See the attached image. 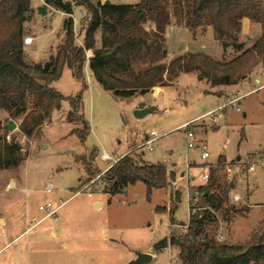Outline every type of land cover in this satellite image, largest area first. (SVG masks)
<instances>
[{"label":"rangeland","instance_id":"374dc122","mask_svg":"<svg viewBox=\"0 0 264 264\" xmlns=\"http://www.w3.org/2000/svg\"><path fill=\"white\" fill-rule=\"evenodd\" d=\"M107 1L112 4L138 2ZM72 10L75 36L83 37L86 9L74 5ZM62 20L60 12L52 11L28 24L33 45L24 47L25 61H48L50 47V53L54 54L55 47L60 44ZM246 21L241 25L238 38L245 48H249L261 35V27L250 20ZM170 25L185 29L183 25L178 26L173 18ZM152 27L153 24L147 23L146 29ZM207 28L199 27L192 38L196 41L205 38ZM187 32L191 34L185 29V37L188 36ZM173 38H170L171 45L175 41ZM97 39L99 35L95 36V42ZM205 39L204 43L209 47L211 39L207 36ZM98 47L96 42L95 48ZM236 54L229 49L225 56L208 55L216 59L224 56L225 60H231ZM86 55L89 56L86 58H90L91 51H87ZM169 60L168 57L165 62ZM84 76V90L68 68H64L61 78L51 84L66 98L81 93L80 114L90 126V132L83 142L71 133L72 129L83 130V126L66 122L70 109L66 101L62 102L60 111L54 112L51 120L39 126L31 137L20 131L21 118L13 120L7 114H0V139L20 145L22 155L19 166L0 168V264H129L139 252L152 250L154 244L170 232L185 231L188 224L187 191L190 198L195 200L193 212L197 211L200 204L198 187L206 183L201 178L205 167L209 174L211 170L216 172L219 185L229 180L234 182L235 190L229 194L230 203L237 209H248V213L236 216L233 223L221 221L216 234L221 233L222 242L227 244L246 242L264 217V206L261 205L264 204V91L254 90L244 97L237 103L239 111L229 106L219 110L213 122L206 118V122L218 127L216 131L208 130L212 129V125L205 122L197 123L193 129L195 139L200 143L196 141L195 147L187 150L184 131L178 126L224 101V98L206 94L210 86L205 81H199L192 73L184 74L174 87L163 89L151 97L135 95L129 99H116L111 92L100 87L87 70H84ZM252 86L257 85L236 87L234 91L243 94ZM143 102H152L155 108L136 118L133 107ZM9 121L15 123V130L4 128ZM152 131L159 136L152 143V150L138 149L136 145L144 142V136ZM203 131L206 133L203 134ZM134 146L136 148L130 151L134 156L139 157L143 153V162L162 164L166 172L173 169L176 171L173 172L174 181H183L177 187L170 185L154 189L149 198L141 182L129 186L124 194L112 198L105 195L102 177L112 161L102 160L100 155L105 152L113 160ZM203 149L210 156L207 160H201ZM94 150L97 155L90 166L97 168L99 173L89 177L86 173L88 157ZM220 154L227 158L226 161L224 156L221 157L223 164L237 168L233 169L232 175L228 176L223 167L218 166L219 160H216ZM237 156H240L238 160ZM187 162L189 168L186 170ZM253 164L255 172L251 174L248 168ZM180 173L182 176L178 177ZM47 182L54 185L57 199L67 201L55 223L44 221L25 234L33 224L32 218L38 220L42 216L38 205L47 198L43 190ZM176 191H179L178 201L170 216V197ZM76 192L79 194L74 195ZM234 196H239L237 201L233 200ZM97 200L101 202V208ZM95 201L97 205L93 206ZM255 205L258 207L255 208ZM216 215L221 220V214ZM54 228L57 229L55 238L51 233ZM63 242L69 246L66 250ZM49 245L52 248H47ZM55 246L58 250L51 253ZM169 249L167 252H156V259L147 264H180L176 249H171L172 253Z\"/></svg>","mask_w":264,"mask_h":264},{"label":"trees","instance_id":"16d2710c","mask_svg":"<svg viewBox=\"0 0 264 264\" xmlns=\"http://www.w3.org/2000/svg\"><path fill=\"white\" fill-rule=\"evenodd\" d=\"M47 5L66 13L61 45L45 63L28 64L23 58V24L30 20V0H0V110L11 119L21 118L20 131L31 137L44 122L50 121L61 103H69L67 123H78L83 130L71 131L83 142L90 132L88 121L80 114L81 93L64 97L51 84L68 68L71 76L86 88L84 66L96 83L116 99H129L148 94L151 88L168 87L184 73L196 74L210 87L232 86L251 75L264 64V3L261 0H138L132 4L101 3L99 0H46ZM95 3V4H93ZM83 6L86 17L82 27V46L75 43L72 7ZM174 19L178 26L191 32L201 27L212 28L222 55L231 49L237 52L231 60L216 59L206 53L186 52L167 60L166 27ZM242 20L260 25L261 35L245 48L239 41ZM153 24L146 29L147 23ZM99 35L96 49L95 36ZM91 57L86 58V52ZM2 126L0 123V132ZM97 151L88 157L87 175L99 173L92 169ZM22 162L21 147L0 139V168L17 167ZM221 157L218 166L223 167ZM198 187L200 204L189 214L184 232H170L155 244L154 250L174 247L181 264H264V219L244 243L217 242L219 223L230 224L248 209H237L229 194L234 182L218 184L215 171ZM174 174H167L162 164L143 162L132 152L120 157L103 173L104 193L110 198L124 194L128 186L141 182L147 198L154 189L167 188ZM174 195V196H173ZM171 196L169 215L172 216L178 194ZM195 208L194 206L192 209ZM216 213L221 214V220ZM172 221V218L171 220ZM173 223V221H172Z\"/></svg>","mask_w":264,"mask_h":264},{"label":"crops","instance_id":"0c3cea01","mask_svg":"<svg viewBox=\"0 0 264 264\" xmlns=\"http://www.w3.org/2000/svg\"><path fill=\"white\" fill-rule=\"evenodd\" d=\"M101 3H103V2H106L107 0H99ZM263 3H264V0H261ZM108 2V1H107ZM39 6H42V7H44L45 8V10H47V14L46 15H48L49 14V12H60V11H58V10H55L52 6H50V5H47V4H45V0H30V7H29V9H30V11H31V13H30V20L29 21H27V22H25L24 24H23V28H24V38H31V43L30 44H24V46H23V53H24V47L25 46H30V45H33V38H32V36L29 34V28H28V24H30L33 20H36V17H39L40 15L37 13V11H36V8L37 7H39ZM60 14L62 15V18H63V20H62V23H63V21H65L68 17H69V15H67L66 13L64 14V13H62V12H60ZM73 15V14H72ZM72 15H71V17H72ZM243 22H242V25L243 24H245V22H247L246 20H242ZM186 29V28H185ZM184 28L182 29V28H179V27H172L171 25H169V26H167L166 27V30H165V34H164V37H165V40H166V42H167V57H169V59H172L174 56H179V55H183V53H186V52H194V53H200V52H203V53H206V54H212V55H214L215 57H217V56H219V54H222V50H221V48H220V46H219V44L216 42L215 43V40L214 41H212V38H213V31H212V28H207L206 29V35H205V38H206V36L209 38V39H211V42H209L208 44L210 45L209 47L208 46H206L205 45V43H204V40H206L205 38H199L200 40H195V39H193L192 38V35L190 34V33H188L187 32V37H185V34H184V30H185ZM187 30V29H186ZM74 32L76 33V31H75V29H74ZM172 37H174L173 39L175 40L174 41V44L173 45H171V40H170V38H172ZM82 39H83V37L80 35V36H78L77 34H76V36H75V43H76V45L77 46H82L83 45V43H82ZM61 40H62V36H61V38H60V41H59V43L60 44H58L55 48H57L59 45H61L62 43H61ZM98 40V39H97ZM96 40V42H97V44L99 45V40L97 41ZM207 47V48H206ZM51 48L52 47H50V49H49V55H48V58L50 57V50H51ZM54 48V49H55ZM87 57H89L88 55H86ZM25 61V60H24ZM27 62V61H26ZM28 64H33V63H36V62H32V61H29V62H27ZM86 68H88V63H86V65L84 66V70H87V72H89V74H90V71H89V69H86ZM70 71V70H69ZM71 73V72H70ZM184 74H187V73H184ZM184 74H181L178 78H180L181 76H183ZM191 74V73H190ZM194 76H196L197 78H198V80L199 81H205V80H203L201 77H198L196 74H193ZM178 78H177V80H178ZM177 80L175 81V83L173 84V85H169L168 87H174L175 85H176V83H177ZM56 82V81H55ZM54 83V82H53ZM207 84V83H206ZM252 84H256L257 86H252V88H251V90H249L248 92H245V93H243V94H238L239 92L238 91H234L235 89L234 88H236V87H241V86H246V87H251V85ZM168 87H162V88H160V87H154V88H151V90H150V92L148 93V94H145V95H138V96H153V95H155V94H157V93H159V92H162L163 91V89H167ZM254 90H262V91H264V64H259V65H257L254 69H253V72L251 73V75H249V76H247L246 78H244L242 81H240V82H238L237 84H234V85H232V86H218V87H210V89L209 90H206V94L208 93V94H211V96H214L215 98H218V99H222V98H224V101L222 102V103H220V104H218V105H216V107L215 108H213V109H211V110H209V111H212V110H214V109H216V108H218V106H220L221 104H223L225 101H226V99L227 98H229V97H235L236 95H244V94H248V93H250V92H252V91H254ZM251 94V93H250ZM250 94H248V95H250ZM248 95H246V96H248ZM246 96H244V97H246ZM137 97V96H136ZM243 97V98H244ZM242 98V99H243ZM242 99H240V101L242 100ZM239 101V102H240ZM62 104V103H61ZM143 104H144V107H146V108H151V107H153V108H155L154 107V105H153V103L152 102H148V103H144L143 102ZM61 108V107H60ZM134 108V110H136L137 109V107H136V105H135V107H133ZM60 111V110H59ZM209 111H207V112H209ZM219 111V110H218ZM54 112H56V111H54ZM53 112V113H54ZM69 112V111H68ZM135 112V111H134ZM1 113H4V114H7L8 115V113L7 112H4L3 110H0V114ZM206 113V112H205ZM205 113H203V114H205ZM217 113V112H216ZM216 113H214V116L212 117V118H209V119H211L210 121H214L215 120V114ZM202 114V115H203ZM53 115V114H52ZM202 115H200L199 117H201ZM9 116V115H8ZM67 116V115H66ZM196 118H198V117H196ZM196 118H194V119H196ZM193 120V119H192ZM202 122H205L206 124H208L209 126H211L212 125V123H211V125H210V123H208V122H206V118H204L202 121H200V122H198V123H202ZM72 124H74V123H72ZM185 123H183L182 125H184ZM182 125H180V126H178V127H181ZM216 125H212L211 126V128L212 129H210V128H208V130H214V131H216L217 129H218V127H215ZM73 130V129H72ZM206 131H207V129H206ZM206 131H203V134L204 133H206ZM195 133V132H194ZM146 137V135L144 136V138ZM196 138V137H195ZM196 141H197V139H196ZM198 143H200L199 141H197ZM143 143V142H142ZM141 143V144H142ZM141 144H138V145H136V146H139V145H141ZM202 144V143H201ZM200 145V144H199ZM134 148H136L135 146L134 147H132V148H129V149H127L126 151H124L123 153H121L119 156H117V157H115V159L116 160H119L120 159V157H122V156H124V155H126V154H128L132 149H134ZM143 155V153H141L140 154V158H141V156ZM222 156H224L225 157V159H226V161H227V158H226V156L225 155H222V154H220V156L218 157V159L216 160V161H218L219 159H220V157H222ZM240 158V156H237L236 157V159L238 160ZM115 159H113V160H111L112 161V163H113V161L115 160ZM142 159V158H141ZM235 159V160H236ZM143 161V160H142ZM215 161V162H216ZM111 163V164H112ZM110 164V165H111ZM109 165V166H110ZM109 166L107 167V165H106V167L107 168H109ZM106 167L104 168V170L106 169ZM173 172H176L175 170H173V169H170V171H168L167 172V174H170V173H173ZM174 174V173H173ZM181 177L182 176V173H180L179 175H178V177ZM183 181V179L181 180V181H177V179L174 181V178H173V180H170V185L171 186H176L177 187V185L179 184V183H181ZM169 185V186H170ZM129 187V186H128ZM127 187V188H128ZM126 188V189H127ZM126 189H125V192H127L126 191ZM179 191H176L175 193H178ZM172 193V192H171ZM105 194V193H104ZM105 195H107V194H105ZM250 196V195H249ZM248 198V197H247ZM170 199H171V197H170ZM97 202H98V204L100 205V208H101V202L100 201H98L97 200ZM246 203H247V201H246ZM95 205H97L96 204V201L95 202H93V206H95ZM258 205H260V204H258ZM258 205H255V208H257L258 207ZM262 206H264V204H261ZM264 210V209H263ZM251 211H252V209H251ZM248 213V212H247ZM264 219V217L261 219V220H263ZM234 220V219H233ZM233 220L231 221L232 223H233ZM261 220H260V222H261ZM260 222L258 223V225L260 224ZM258 225L255 227V228H257L258 227ZM60 228V227H59ZM64 227H62L61 229H60V231H62V229H63ZM255 230V229H254ZM253 230V231H254ZM51 233L54 235V238H55V236H57V229L56 228H54V229H52V231H51ZM168 236V235H167ZM167 236H165V237H167ZM164 237V238H165ZM160 240H162V239H160ZM160 240H158L156 243H158ZM64 243V242H63ZM155 243V244H156ZM155 244H154V246H155ZM234 244V243H233ZM64 245L66 246L65 247V249L64 250H66L67 248H69V246H68V244L67 243H64ZM154 246L152 247V250L151 249H148V250H146L144 253H148V254H150L152 257H153V259H152V261L154 260V259H156V252H161V251H166L167 252V248H170L169 249V252H171L172 253V251H171V249H173L174 247H167V248H165V249H159V250H157V251H155L154 250ZM50 247V245L49 246H47V248H49ZM50 248H52V247H50ZM174 249H176V248H174ZM54 250V251H53ZM52 251H51V253H53V252H56L57 250H58V248H56V246H55V248L53 249ZM50 251V250H49ZM176 253H177V250L175 251ZM135 259H136V257H135ZM178 259V258H177ZM19 260V259H18ZM42 260H44V258L42 259ZM151 261V262H152ZM178 261H179V259H178ZM180 262V261H179ZM46 264V263H45ZM181 264V263H180Z\"/></svg>","mask_w":264,"mask_h":264},{"label":"built area","instance_id":"2783aa9c","mask_svg":"<svg viewBox=\"0 0 264 264\" xmlns=\"http://www.w3.org/2000/svg\"><path fill=\"white\" fill-rule=\"evenodd\" d=\"M24 44H30L31 43V38H24L23 40ZM251 93V92H250ZM248 93V94H250ZM248 94H244V95H236L235 97H229L226 99V101L221 104L220 106H218V108L206 112L205 114H203L201 117H198L196 119L190 120L185 122L184 125L181 126V129L184 131V140L186 141V149H192L195 147L196 145V139H195V133H194V129L193 127L200 121H202L204 118H212L214 116V113L218 112V110H223L226 107L232 106L234 109L236 108L237 111H239V107L237 105V103L240 101V99H242L244 96L248 95ZM159 136H157L154 131L150 132L149 135H146L144 142L137 146L138 149H142V148H146L147 151H151L152 150V143H154ZM130 153V152H129ZM201 160H207L210 156L208 154V152L203 149L201 154ZM100 159L108 161V160H112L110 159V157L103 152L100 155ZM120 160V159H119ZM119 160H114L113 163L109 166V168L115 164L117 161ZM186 170L189 168L188 162L186 163ZM237 170L236 167L230 165V164H224L223 166V170L224 172H226V174L228 176L232 175V171ZM255 170L254 164L252 166H250L248 168V171L253 174V172ZM201 178L203 180V182H207L209 179V172H208V168L205 167L203 168V171L201 172ZM54 185L51 182H47L44 186V193L47 195V198L44 202H42L41 204L38 205V210L42 212V216L37 220L36 218H32V226H30L29 228H27V230L24 232L25 234L28 232H31L33 230V228H35L36 226H38V224L44 222V221H49L52 223H55V221L58 220L59 218V211L60 209L63 207V205L66 203V201H61L60 199L56 198V194H54ZM79 194V192H76L74 195ZM73 195V196H74ZM239 198V196H234L233 200L237 201V199ZM194 199L190 198L188 191H187V206H188V217L190 212L193 211L192 207L194 204ZM187 227V226H186ZM173 226L170 228V231H172ZM215 239L217 242H222L223 240V235H221V233H217L215 236Z\"/></svg>","mask_w":264,"mask_h":264},{"label":"water","instance_id":"95a60500","mask_svg":"<svg viewBox=\"0 0 264 264\" xmlns=\"http://www.w3.org/2000/svg\"><path fill=\"white\" fill-rule=\"evenodd\" d=\"M36 11L37 13L40 15V16H45L47 14V10H45L44 7L42 6H39L36 8ZM153 107L151 108H146L144 107V104L143 103H139L137 105V109L135 110L134 112V116L136 118H141L143 117L144 115L150 113L152 111ZM4 128H6L8 131H13L16 129V125L15 123H13L12 121H9L5 126ZM153 257L148 254V253H141L139 252L137 255H136V259L131 261L129 264H147V263H150L152 261Z\"/></svg>","mask_w":264,"mask_h":264}]
</instances>
